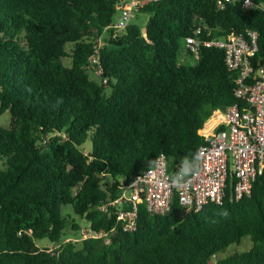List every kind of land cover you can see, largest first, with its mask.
<instances>
[{
	"label": "trees",
	"instance_id": "1",
	"mask_svg": "<svg viewBox=\"0 0 264 264\" xmlns=\"http://www.w3.org/2000/svg\"><path fill=\"white\" fill-rule=\"evenodd\" d=\"M120 1L0 0V264H212L244 237L247 250L214 264H264V173L240 199L230 174L220 203L187 210L174 193L168 212L140 204L136 229L117 226L107 243L70 239L84 225L109 232L110 202L159 154L172 177L195 170L211 139L204 124L240 106L224 50L202 45L192 58L186 49V62L184 38L254 30L264 57V0H146L137 8L145 23L117 32L107 27ZM99 37L94 79L88 58Z\"/></svg>",
	"mask_w": 264,
	"mask_h": 264
},
{
	"label": "built area",
	"instance_id": "2",
	"mask_svg": "<svg viewBox=\"0 0 264 264\" xmlns=\"http://www.w3.org/2000/svg\"><path fill=\"white\" fill-rule=\"evenodd\" d=\"M144 1L121 0L117 4L116 22L107 28L124 29L130 24L134 10ZM232 1L250 7L253 0H217V5L222 7ZM260 6L264 10V4ZM200 32L198 28L194 35L184 38L185 48L192 58H197L202 45L224 50L227 68L237 72L235 96L240 99V106L233 104L221 112L223 126L215 128L208 144L199 147L195 170L172 177L167 170L166 155L159 154L152 166L122 186L119 195L110 202L116 206V224L109 232H97L84 225L80 236L71 240L104 237L107 243L108 233L117 226L123 231H134L140 204L150 214H164L170 210L174 193L187 210L198 211L208 202L220 203L230 174L235 178L233 195L240 199L250 195L254 179L264 173V57L255 56L258 34L248 30L246 37L228 34L224 38L202 39L198 38ZM103 45L102 37L97 38L88 58L96 76L102 71L99 50Z\"/></svg>",
	"mask_w": 264,
	"mask_h": 264
},
{
	"label": "rangeland",
	"instance_id": "3",
	"mask_svg": "<svg viewBox=\"0 0 264 264\" xmlns=\"http://www.w3.org/2000/svg\"><path fill=\"white\" fill-rule=\"evenodd\" d=\"M122 1H128V0H122ZM117 14H118V10L116 12V15H114L113 17V20H112V23H115L116 20H117ZM147 19V14L140 11V10H134L133 12V15L131 17V24H136L138 26H142L145 21ZM122 30H118L117 32H121ZM105 36V35H104ZM180 54L183 55L181 58L186 61V62H190L191 60H189V56L188 54L186 53V48H185V45L183 43V41L180 42ZM68 59H66L65 62H67ZM90 76L91 78H94V79H97L98 77L96 76V73L91 69L90 70ZM8 114L7 113H4L2 115H0V125L2 126H6L7 123H8ZM88 145H90L89 143H87ZM77 221L80 223V224H84V221L83 220H80V219H77ZM76 237V236H75ZM40 243H43L44 244H47V240L44 239L42 241H40ZM251 245V240L248 238V237H244L242 238L240 244H231L230 246H228V248L223 251V252H220L218 253L216 256H214V260H213V263L215 262L216 260V257H223V256H226L228 253H231L235 250L237 251H245L249 248V246Z\"/></svg>",
	"mask_w": 264,
	"mask_h": 264
},
{
	"label": "crops",
	"instance_id": "4",
	"mask_svg": "<svg viewBox=\"0 0 264 264\" xmlns=\"http://www.w3.org/2000/svg\"><path fill=\"white\" fill-rule=\"evenodd\" d=\"M218 126H223V116L221 111L215 110L212 116L208 119V121L204 124L203 128L200 130V133L204 136H208Z\"/></svg>",
	"mask_w": 264,
	"mask_h": 264
}]
</instances>
